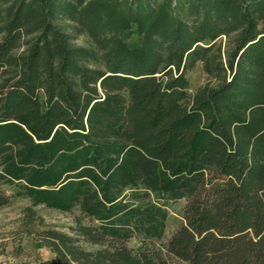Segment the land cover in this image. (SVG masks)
<instances>
[{"label": "trees", "instance_id": "obj_1", "mask_svg": "<svg viewBox=\"0 0 264 264\" xmlns=\"http://www.w3.org/2000/svg\"><path fill=\"white\" fill-rule=\"evenodd\" d=\"M141 1L102 67L61 24L81 0L11 4L0 69L31 37L0 86V207L78 208L71 234L43 232L51 264H264V0H196L186 16ZM229 34L222 81L190 94L186 73Z\"/></svg>", "mask_w": 264, "mask_h": 264}, {"label": "rangeland", "instance_id": "obj_2", "mask_svg": "<svg viewBox=\"0 0 264 264\" xmlns=\"http://www.w3.org/2000/svg\"><path fill=\"white\" fill-rule=\"evenodd\" d=\"M165 1H141L140 10L144 14H152L155 6ZM174 1L170 0L171 6ZM133 2L134 0H81L78 19L74 22L61 23L73 38V45L85 47L91 52L92 66H104L110 52L125 40L126 28L132 26V23L124 22V13L129 7L132 12L135 10ZM178 2L181 3L178 10L180 16H186L197 9L196 0H178ZM15 3L16 0H0V38L1 28L8 19L9 7ZM149 8L152 10L149 11ZM30 37L25 35L19 40L18 45L11 52L10 61L0 69V86L19 74L21 68L17 58L28 51ZM234 39L235 34L222 35L214 41L205 54L200 55L194 67L186 73L190 94L202 93L222 81L226 74L227 51ZM7 193L11 194L10 189H7ZM183 204V199L166 203L168 220L165 238L179 224ZM28 208L34 212L32 221H29ZM79 215L78 208L61 211L43 204L32 206L27 198L12 196L7 205L0 207V264H51L54 255L48 247L43 232L56 230L71 234L74 220ZM127 244L136 246L138 243L137 240L130 239ZM163 264L182 263L168 258Z\"/></svg>", "mask_w": 264, "mask_h": 264}]
</instances>
